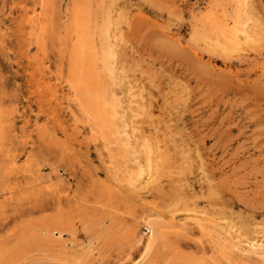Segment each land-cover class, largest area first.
Wrapping results in <instances>:
<instances>
[{
    "label": "rangeland",
    "instance_id": "rangeland-1",
    "mask_svg": "<svg viewBox=\"0 0 264 264\" xmlns=\"http://www.w3.org/2000/svg\"><path fill=\"white\" fill-rule=\"evenodd\" d=\"M0 70V264L53 260L35 232L57 197L69 251L107 229L134 236L127 255L116 245L86 264H264V0H0Z\"/></svg>",
    "mask_w": 264,
    "mask_h": 264
},
{
    "label": "bare ground",
    "instance_id": "bare-ground-1",
    "mask_svg": "<svg viewBox=\"0 0 264 264\" xmlns=\"http://www.w3.org/2000/svg\"><path fill=\"white\" fill-rule=\"evenodd\" d=\"M43 1V0H42ZM55 2H56V0H54ZM58 2V1H57ZM58 3H60V2H58ZM43 4V3H42ZM53 4V3H52ZM245 5H243V6H246V3H244ZM25 5V4H24ZM26 6V5H25ZM29 6V5H28ZM52 6V5H51ZM55 6V5H54ZM57 6V5H56ZM34 10V9H33ZM32 10V11H33ZM56 9L54 8L53 9V11H55ZM25 11V10H24ZM35 11H33V13L32 14H35L34 13ZM37 12V11H36ZM23 14V13H22ZM53 15H54V12L52 13ZM21 15V14H20ZM34 17H35V15H34ZM52 17H54V16H52ZM26 19V18H25ZM34 19H36V18H34ZM37 20V19H36ZM106 20V19H105ZM104 20V21H105ZM25 21H27V20H25ZM33 21V20H32ZM35 21V20H34ZM106 21H110V19L109 20H106ZM81 22H83V21H81ZM102 22H103V20H102ZM105 23V22H104ZM109 23H111V22H109ZM35 24L37 25V23L35 22ZM102 24V23H101ZM33 25V28H34V26H36V25H34V24H32ZM42 25V24H41ZM104 25H106V24H102V28H103V26ZM110 25V24H109ZM37 27V26H36ZM108 27V25L107 26H105L104 28L106 29ZM51 28H52V26H51ZM54 28H55V26H54ZM53 28V29H54ZM84 28V27H83ZM29 29V28H28ZM104 29V30H105ZM108 29H109V27H108ZM107 29V31L109 32V30ZM55 30V29H54ZM29 31V30H28ZM36 31H37V28H36ZM77 31V30H76ZM79 31V30H78ZM101 31L102 32H104L102 29H101ZM106 31V30H105ZM80 32V31H79ZM108 32H105V33H108ZM37 33V32H36ZM99 33V32H98ZM104 33V34H105ZM109 33H111V32H109ZM30 34V33H29ZM47 34V33H46ZM101 34V33H100ZM112 34V33H111ZM110 34V36L113 38V36ZM116 34V33H115ZM114 34V35H115ZM31 35H33V34H31ZM80 35H82V34H80ZM106 35H108V34H106ZM105 36V35H104ZM103 36V37H104ZM29 37H30V35H29ZM47 37V36H46ZM111 37H109V38H111ZM116 38H117V35L115 36ZM77 38V37H76ZM81 38V37H80ZM105 38V37H104ZM109 41H110V39H108ZM108 40H106V41H108ZM112 40V39H111ZM113 40L115 41V38H113ZM39 41V40H38ZM103 39H102V41L100 42V44L102 43L103 44ZM105 41V43H106V45H107V43L108 44H114V43H112V41H111V43H109V42H106ZM89 42V41H88ZM116 42V41H115ZM118 42V41H117ZM81 44V43H80ZM115 45V44H114ZM113 45V46H114ZM104 46V45H103ZM111 46V45H110ZM101 47H102V45H101ZM108 48H109V46H107ZM115 47V46H114ZM112 48V47H111ZM110 48V49H111ZM102 49L104 50V47H102ZM101 49V50H102ZM106 49L107 48H105V51H106ZM108 50L109 51V56L110 55H112L113 54V51L112 50ZM86 50V49H85ZM102 50V51H103ZM116 50V49H115ZM114 50V51H115ZM101 53V52H100ZM108 53V52H107ZM104 54H106L105 52H104ZM95 55V54H94ZM102 55V54H101ZM105 56V55H104ZM107 56H108V54H107ZM114 56V55H113ZM94 57V56H93ZM100 58H101V56H99ZM103 57V56H102ZM100 58H99V62L101 61L100 60ZM104 58V57H103ZM107 57H105L104 58V62L106 61V60H108V59H106ZM113 58V57H112ZM106 59V60H105ZM96 62V61H95ZM103 62V63H104ZM101 63V62H100ZM99 63V64H100ZM102 64V63H101ZM105 64H107V62L105 63ZM104 65V64H103ZM37 66H39V65H36V70H37V72H38V74H39V72L41 71L40 69V71H38V68L39 67H37ZM94 66V65H93ZM105 67H106V65H104ZM110 66V65H109ZM109 66H107V68L109 67ZM35 67V66H34ZM49 67V66H48ZM95 67V66H94ZM2 69V68H1ZM105 69V68H104ZM109 69H111V68H109ZM105 70H107V69H105ZM1 71V70H0ZM109 71V70H108ZM4 72V71H3ZM103 72V71H102ZM110 72V71H109ZM112 73V72H111ZM108 74V73H107ZM40 75H41V73H40ZM46 75V74H45ZM109 75V74H108ZM68 76V75H67ZM66 76V77H67ZM79 76H80V74H79ZM96 76V75H95ZM110 76V75H109ZM2 77V74H0V78ZM43 77V76H42ZM4 78V77H3ZM2 78V79H3ZM64 78V77H63ZM6 80V79H5ZM40 80H42L41 78H40ZM46 80V82H45V84H49V82L47 83V79H45ZM50 80V79H49ZM56 81H57V79H55ZM2 81V80H1ZM0 81V82H1ZM77 81V80H76ZM42 84H44V81L43 82H41ZM3 83H1V85H2ZM55 84V83H54ZM5 86V82H4V85H2L1 87H4ZM7 86V85H6ZM5 86V88H7ZM45 85H43L42 87H44ZM0 87V88H1ZM47 88V87H46ZM97 88H98V86H97ZM102 89V88H101ZM2 91V90H1ZM4 95H6L5 93H6V89H4ZM48 91V90H47ZM49 92H50V90H49ZM57 92V91H56ZM51 93V92H50ZM49 93V94H50ZM55 93V92H54ZM79 93V92H78ZM102 93V92H101ZM105 93L106 94H108L107 92H106V90H105ZM53 94V93H52ZM91 94V93H90ZM102 94H104V93H102ZM67 95V94H66ZM105 95V94H104ZM113 94H111L110 96H112ZM115 95V94H114ZM114 95L112 96V97H114ZM49 96V95H48ZM51 96V95H50ZM49 96V97H50ZM105 96H107V95H105ZM105 96L103 97L104 99H105ZM116 96V95H115ZM131 96H132V94H131ZM10 97V96H9ZM111 97V98H112ZM133 97V96H132ZM4 98V97H3ZM51 98V97H50ZM102 98V97H101ZM102 98V99H103ZM114 98H116V97H114ZM113 98V99H114ZM6 99H9V98H6ZM11 99V98H10ZM9 99V100H10ZM52 99H54V98H52ZM103 99V100H104ZM108 99H110L109 98V96H108ZM112 99V100H113ZM118 100L120 99L119 97L117 98ZM117 99H115V100H117ZM132 99H134V98H132ZM2 100V99H1ZM4 100V99H3ZM2 100V101H3ZM106 101H109V100H107V99H105ZM104 100V101H105ZM118 100L116 101V102H118ZM6 101V100H5ZM104 101H103V105H105L104 107L106 108H109V106H110V108H111V103L110 102H108L109 103V105H108V103H107V105H106V102H105V104H104ZM111 101V100H110ZM120 101H121V99H120ZM139 101V100H138ZM138 101H134V100H130V101H128V103H127V109L128 110H131V112H130V114L132 113V111L134 112V113H140V111L139 112H135L136 110H139V108L141 109V107L143 106V108H144V105H140L141 104V102L140 103H138ZM8 102H10L11 103V101H7V103ZM69 102V101H68ZM72 102V101H71ZM4 102H2V104H3ZM9 103V104H10ZM70 103V102H69ZM143 103V102H142ZM73 104V103H72ZM126 104V103H125ZM113 105L114 104H112V107H113ZM118 105V104H117ZM116 105V106H117ZM121 105V104H120ZM122 105H123V103H122ZM115 106V105H114ZM115 106V107H116ZM124 106V105H123ZM122 106V107H123ZM70 107V106H69ZM96 108V110H99L100 108L98 107V106H95ZM114 107V108H115ZM117 107H121V106H117ZM106 108V109H107ZM114 108H111V109H108V110H111L112 111V109H114ZM142 108V109H143ZM5 109H6V106H5ZM71 109V108H70ZM75 109H76V111L78 110L77 108H76V105H75ZM141 109V110H142ZM145 109V108H144ZM143 109V110H144ZM118 110V109H117ZM145 110H147V108L145 109ZM2 111V110H1ZM6 111H8V113H9V110L7 109ZM73 111V110H72ZM119 111V110H118ZM117 111V112H118ZM74 112V111H73ZM115 112V111H114ZM124 112H125V109H124ZM144 112V111H143ZM5 113V112H4ZM7 113V112H6ZM82 113V112H81ZM113 113V112H112ZM112 113H111V115H112ZM119 113H121V111L119 112ZM118 113V114H119ZM123 113V112H122ZM127 113H128V111H127ZM134 113H132L131 115H133ZM10 114V113H9ZM82 114H84V113H82ZM108 114H109V112H108ZM123 114H125V113H123ZM146 114H148V113H146ZM145 114V115H146ZM111 115L109 116V119H112V117H111ZM114 115V114H113ZM112 115V116H113ZM115 115H117V114H115ZM139 115H141L142 116V114L140 113V114H138V116ZM144 115V114H143ZM118 117L120 116V114L119 115H117ZM116 116V118H118ZM126 116V115H125ZM138 116H136L135 114H134V118H136V117H138ZM4 117V116H3ZM88 116H86V118H87ZM111 117V118H110ZM22 118V117H21ZM114 118V117H113ZM120 118V117H119ZM118 118V119H119ZM124 118V115H123V117H122V119ZM89 119V118H88ZM118 119H116V120H113L112 122L114 123V121H116V122H118L119 120ZM132 118H130V120H131ZM12 119H10V121H11ZM23 120V119H22ZM90 120V119H89ZM76 121V120H75ZM93 121H95V120H93ZM121 121V120H120ZM124 121V120H123ZM129 121V120H128ZM133 121V120H132ZM109 122V121H108ZM122 122V121H121ZM126 122H127V120H126ZM11 123H13L12 121H11ZM21 123V122H20ZM113 123H112V125H113ZM119 123V122H118ZM117 123V124H118ZM109 123H107V125H108ZM120 124V123H119ZM94 125V124H93ZM115 125V124H114ZM121 125V124H120ZM123 125V124H122ZM130 125V126H129ZM106 126V125H105ZM118 126V125H117ZM128 126L129 127H131V124H128ZM136 126V125H135ZM99 127V126H98ZM104 127V126H103ZM113 127V126H112ZM121 127V126H120ZM125 127H126V125H125ZM2 129V126H1V123H0V130ZM4 129V128H3ZM91 129H92V127H91ZM109 129H110V126H109ZM116 129V128H115ZM121 129L122 128H119V130H120V132H121ZM124 129V128H123ZM137 129V128H136ZM93 130V129H92ZM116 130H118V129H116ZM116 130H114V128H113V130H111V131H116ZM126 130H127V128H126ZM5 131H7V129L5 128ZM100 131H101V129H100ZM108 131V130H107ZM124 131V130H123ZM133 131H135V129L133 130ZM137 131V130H136ZM16 132V131H15ZM92 132H94V131H92ZM1 133V132H0ZM9 133V132H8ZM18 132H16V134H17ZM91 133V132H90ZM102 133V132H101ZM125 133V132H124ZM130 134H131V131H130ZM134 134L136 135V132H134ZM1 135V134H0ZM111 135V134H110ZM123 132H122V134L120 135V136H122L123 137ZM113 136H115V135H113ZM112 136V137H113ZM137 136V135H136ZM117 137H119V135L117 136ZM131 137L132 138H134L132 135H131ZM137 137H140V136H137ZM105 138V137H104ZM110 138H111V136H110ZM129 136L127 135V139L126 138H124V139H126V140H129ZM143 138V137H142ZM103 139V138H102ZM119 141L118 142H120L121 141V138L119 137ZM105 140V139H104ZM113 140V139H112ZM116 141H117V139H116ZM124 141V140H123ZM122 141V142H123ZM113 142V141H112ZM134 142V141H133ZM137 142V141H136ZM146 142H149V141H144V144L146 143ZM121 143V142H120ZM130 143V142H129ZM135 143V142H134ZM142 143H143V141H142ZM151 143V142H150ZM125 144H126V141H125ZM136 144V143H135ZM137 144H138V142H137ZM144 144H142V145H144ZM123 145V147H124V144H122ZM139 145V144H138ZM140 145H141V143H140ZM139 145V146H140ZM119 146H120V144H119ZM146 146H147V148H148V155H147V153H146V151H145V153L144 152H142V153H144L145 154V156L148 158V157H150V154L151 153H149V151L151 150L150 148L151 147H149V144H145V148H146ZM151 146V145H150ZM153 146V145H152ZM133 147V146H132ZM131 147V145H130V147H129V149L130 148H132ZM155 148H157L156 147V145L154 146ZM104 148H106V146L104 147ZM121 148V147H120ZM134 148H135V146H134ZM137 148V147H136ZM144 148V147H143ZM155 148H152V149H155ZM128 149V147L126 148V150ZM137 149H139V147L137 148ZM158 149V148H157ZM103 150V149H102ZM123 150H124V148H122V151L121 152H123ZM131 150V149H130ZM156 150V149H155ZM107 151V150H106ZM118 151H120V150H118ZM129 152V151H128ZM132 152V151H131ZM138 152V151H137ZM152 152H153V150H152ZM156 152V151H155ZM6 153V152H5ZM126 153H127V151H126ZM125 153V154H126ZM122 154V153H121ZM125 154H123V155H125ZM128 154V153H127ZM143 154V155H144ZM129 155H130V152H129V154L126 156L127 158H124L126 161H127V159L128 158H130L129 157ZM137 155V153L134 155V157ZM153 155V154H152ZM132 156H133V154H132ZM140 155H137V157H139ZM145 156H143V158H145ZM124 157V156H123ZM16 158V157H15ZM14 158V159H15ZM110 158V157H109ZM140 158V157H139ZM139 158H134V160L136 159V161H137V159H138V161H137V163L139 162ZM142 158V157H141ZM151 158V157H150ZM1 159V158H0ZM12 160H13V158H11ZM4 160V159H3ZM133 160V159H132ZM132 160L130 159L129 161H130V163L132 162ZM145 160H147L146 158H145ZM144 159H143V161H145ZM6 161V160H5ZM14 161V160H13ZM141 161V160H140ZM149 161H150V159H149ZM186 161V160H185ZM4 162V161H3ZM10 162H12V161H10ZM146 162V161H145ZM144 162V163H145ZM152 162V161H151ZM125 163H127V165H129L130 166V164H128L129 162L127 161V162H125ZM125 163H124V165H125ZM136 163V162H135ZM140 163V162H139ZM138 163V165L139 166H141L140 167V170H143V171H146V169H147V167H149V169H151V167H150V165H149V163H143L144 165H147L146 167H144L145 168V170H144V168H142V161H141V165ZM133 165H134V163H132ZM151 164V163H150ZM186 164V163H185ZM187 164H188V161H187ZM186 164V165H187ZM190 165V164H189ZM189 165H187V166H189ZM134 166H136V165H134ZM128 167V166H127ZM19 168V167H18ZM131 168H132V166H131ZM136 168V167H135ZM138 168V167H137ZM136 168V169H137ZM147 170L148 172H150V170ZM154 169V168H153ZM155 169H156V167H155ZM154 169V170H155ZM160 169V168H159ZM158 169V170H159ZM157 170V169H156ZM142 172V171H141ZM148 172H146L147 174H146V176L147 175H149L150 173H148ZM138 173H139V175L140 174H143V173H140L139 171H138ZM145 173V172H144ZM158 173V171L156 172V174ZM145 175V174H144ZM137 177V176H136ZM151 177V176H150ZM142 178V177H141ZM141 178H138V179H140L139 180V185H140V182H141ZM143 178H146V177H143ZM147 178H149V176H147ZM131 179V178H130ZM130 179H128L126 182H128V184H129V180ZM150 179V178H149ZM126 180V179H125ZM145 180V179H144ZM148 180V179H147ZM151 180V179H150ZM131 181H132V179H131ZM133 181H134V179H133ZM137 180H135V183L134 182H131L133 185L134 184H137V186H138V183L136 182ZM212 181V180H211ZM43 182V181H42ZM59 182V181H58ZM142 182H145V184L146 185H148V181H143L142 180ZM147 182V183H146ZM213 182V181H212ZM212 182H209V183H212ZM215 182V181H214ZM214 182H213V185H214ZM129 184V185H132V184ZM143 184V183H142ZM144 184V185H145ZM132 185V186H133ZM62 186V185H61ZM94 186V185H93ZM132 186H130V187H132ZM141 187H142V185H140ZM139 186V187H140ZM209 186H210V184H209ZM215 186V185H214ZM54 188L53 189H55L56 187L55 186H53ZM138 187V188H139ZM140 187V188H141ZM144 188H145V186H143ZM142 187V188H143ZM217 187V186H216ZM43 188H45V189H47L48 187H43ZM61 188V187H60ZM67 188V187H66ZM71 188V187H70ZM135 188V187H134ZM137 188V189H138ZM140 188L138 189L140 192H141V190H140ZM143 188V189H144ZM212 188V186L211 187H209V189H211ZM137 189L135 190V191H137ZM143 189H142V191H143ZM178 189V188H177ZM214 189V188H213ZM49 190V189H48ZM50 190H52V187H50ZM49 190V191H50ZM63 190V189H62ZM215 190H217V189H215ZM48 191V193H51V191L49 192ZM53 191H55V190H53ZM59 192V191H58ZM210 193L208 194V195H210L211 194V192H213L214 193V191H209ZM54 193H56V191L54 192ZM61 193V192H60ZM63 193V192H62ZM212 193V194H213ZM217 193V192H216ZM52 194V193H51ZM138 194V193H137ZM211 194V195H212ZM215 194V193H214ZM71 196H72V194H70ZM67 195L65 194V197H66ZM213 196V195H212ZM64 197V198H65ZM89 197V196H88ZM211 197V196H210ZM71 198V197H70ZM69 198V199H70ZM76 199V198H75ZM78 199V198H77ZM73 200V199H72ZM72 200H70V202H72ZM80 200V199H79ZM54 201V200H53ZM65 201V200H64ZM52 202V201H51ZM50 202V203H51ZM56 203V205H57V209H56V213H55V215L50 219V221L48 222V224L46 225V226H44L43 228H40L38 231H36L35 232V234H38L40 237V239L41 240H45V241H49V239L51 240V241H49L48 242V246H49V248H54L56 251H55V257H53V260H50V262H49V259H46L45 260V262H44V260L42 259V258H40V259H38L37 257H33V259L34 260H32V261H30V262H26V258H24V259H22V257L21 258H18V259H16V263H14V264H86L87 262H88V260H89V258H90V256H91V254H92V252H94V251H96L98 254H100L101 253V251H103V254H106L105 252L106 251H109V250H111V249H113V248H115V246L116 245H119V248H118V250H121V253H118V254H126L127 253V251L129 250V249H123L124 247H123V245H127L128 244V242H126V243H124V241H126V240H129L130 242H133V235H129L128 233H126V231L125 230H120V231H115L114 229L113 230H108L107 229V231H104V232H101V233H98V232H96V233H94L89 239H88V241L90 242V244L92 245V244H94V243H96V246L97 247H95L94 249H90V250H88V251H85V252H78V251H69L68 249H67V244L65 243V242H63L61 239H62V237H63V235L65 234V233H68V232H70V230L73 228V221H72V219H71V217L66 213V212H63L62 210H61V206H60V204H61V198L60 197H57L56 199H55V202H54V204ZM64 204V203H63ZM65 204H66V201H65ZM70 204H72V203H70ZM83 204V203H82ZM50 205V204H49ZM55 205V206H56ZM71 206H73V205H71ZM70 206V207H71ZM50 207H52V205H50ZM65 207V206H64ZM63 207V208H64ZM75 207V206H74ZM44 208V207H43ZM53 209L55 208V207H52ZM67 208V207H66ZM41 209V208H40ZM47 209V208H46ZM50 209V208H49ZM75 209V208H74ZM55 211V210H54ZM74 211V210H73ZM87 211V210H86ZM89 211H90V209H89ZM97 211V210H96ZM74 214V213H73ZM108 216V215H107ZM119 216V215H118ZM112 217V216H111ZM124 218V217H123ZM123 218H121V219H123ZM205 218V217H204ZM120 219V218H119ZM118 219V220H119ZM198 219H201V218H198ZM203 220V219H202ZM198 221V220H197ZM209 222L208 223H212V220L210 221V220H208ZM75 225V224H74ZM216 226H221V225H216ZM111 227H112V225H111ZM110 227V228H111ZM215 227V226H214ZM223 227H225V226H221V228L222 229H224ZM115 228V227H114ZM183 228V227H182ZM219 228V227H218ZM146 229H147V231H148V238H147V241H146V243H145V245H143L144 246V250L142 251V252H145V260L148 258V257H150V253L152 252V250H153V248H154V246H155V243H156V230H155V228L152 226V225H150V224H148L147 226H146ZM214 229V228H213ZM220 229V228H219ZM231 229V228H230ZM214 230H216V229H214ZM226 230H227V232H228V230L229 229H227V227H226ZM225 230V231H226ZM218 231V230H217ZM224 231V230H223ZM232 231L230 230V233H231ZM214 233V232H213ZM233 233H235V232H232V234ZM54 234H57L58 235V237H57V240H55V241H53L51 238L52 237H54L55 235ZM187 234H189L188 232H187ZM221 234V233H220ZM43 235V236H42ZM189 235H192L191 233L189 234ZM234 235V234H233ZM170 236V235H169ZM176 236V235H175ZM182 236V235H181ZM226 236H228L229 237V235H226ZM168 237V236H167ZM230 237H236V236H231L230 235ZM64 238V237H63ZM68 238V237H67ZM136 238H137V235H136ZM164 238H165V236H164ZM181 238V237H180ZM237 239L239 238V237H236ZM166 239V238H165ZM168 239V238H167ZM182 239V238H181ZM71 240V239H70ZM173 240V239H172ZM183 240V239H182ZM232 240V239H231ZM240 240V239H239ZM238 240V241H239ZM40 241V240H39ZM136 241H137V239H136ZM165 241V240H164ZM237 241V240H236ZM170 242H171V239H170ZM177 242H179L178 241V239H177ZM240 242V244H244V243H241V241H239ZM85 243V242H84ZM175 243V242H174ZM173 243V244H174ZM235 243V242H234ZM176 244V243H175ZM178 244V243H177ZM246 244V243H245ZM247 244H249V243H247ZM164 245V244H163ZM166 246V245H165ZM173 246V245H172ZM178 246H180V244H178ZM197 246V245H196ZM180 247H182V246H180ZM205 247V246H204ZM208 247V246H207ZM245 247H248V246H245ZM253 250H255V249H258L259 247H257V245L255 246H250ZM257 247V248H256ZM264 247V246H263ZM20 248V247H19ZM165 248V247H164ZM183 248V247H182ZM18 249V248H17ZM171 249H173V248H171ZM187 249V248H186ZM193 249H194V247H193ZM245 249V248H244ZM260 249V248H259ZM263 249V248H262ZM16 251V250H15ZM26 251V250H25ZM36 251V250H35ZM34 251V252H35ZM114 251V250H113ZM172 251V250H171ZM196 251V250H195ZM256 251V250H255ZM19 252V251H18ZM169 252V251H168ZM250 252V251H249ZM254 252V251H253ZM24 253V252H23ZM47 253V252H46ZM197 252H195V254H196ZM43 254V253H42ZM103 254H101V256H103ZM128 254V253H127ZM126 254V255H127ZM143 254V253H142ZM239 254V253H238ZM254 254H256L255 252H254ZM262 254V252H260L259 253V256ZM30 255V254H29ZM44 255V254H43ZM117 255V254H116ZM115 255V256H116ZM240 255V254H239ZM9 256V255H8ZM118 256V255H117ZM123 256V255H122ZM125 256V255H124ZM142 256V255H141ZM243 256V255H242ZM26 257H28V256H26ZM119 257H121V255L119 256ZM240 257H241V255H240ZM248 257V256H247ZM252 257V256H251ZM11 258H13V256L12 257H10V260H11ZM179 258V257H178ZM250 258V257H249ZM36 259V260H35ZM180 259V258H179ZM212 259V258H211ZM244 259H246V256H245V258ZM14 260V259H13ZM181 260V259H180ZM249 260V259H248ZM257 260V259H256ZM7 261V260H6ZM28 261V260H27ZM250 261V260H249ZM260 261V260H259ZM146 262V261H145ZM202 262V261H201ZM252 262V261H251ZM254 262V261H253ZM8 263V262H7ZM10 263V262H9ZM206 263H208V262H206ZM13 264V263H12ZM198 264V263H197Z\"/></svg>",
    "mask_w": 264,
    "mask_h": 264
}]
</instances>
